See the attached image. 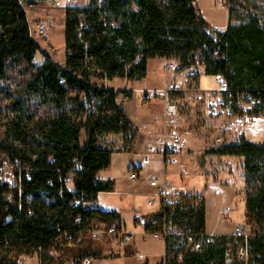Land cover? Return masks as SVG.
Listing matches in <instances>:
<instances>
[{"label": "trees", "instance_id": "trees-1", "mask_svg": "<svg viewBox=\"0 0 264 264\" xmlns=\"http://www.w3.org/2000/svg\"><path fill=\"white\" fill-rule=\"evenodd\" d=\"M227 1L230 24L216 44L198 0H88L65 10L64 63L46 59L37 67L39 48L26 11L19 0H0V80L21 66L29 74L14 93L0 86V175L6 159L14 181L0 178V264H18L20 256L35 253L48 264L51 251L76 245L97 223L110 227L120 220L118 212L91 206L99 194L114 192L113 181H101L98 174L110 168L120 150L102 140L121 136L124 149L134 153L141 133L122 107L132 94L105 82L142 81L150 60L174 59L187 67L197 52L206 51L205 74L227 82L235 112L243 111L244 102L249 115H264V6L250 9ZM44 109L49 111L42 114ZM210 154L243 159L245 217L251 227L247 264H264V142L243 138ZM148 219L146 233L161 231L166 219L200 241L206 233V200L197 193L181 194L174 204L161 199V209ZM234 243L233 236H217L195 252L179 248L170 237L162 264H227V246ZM75 256L101 254L80 248Z\"/></svg>", "mask_w": 264, "mask_h": 264}, {"label": "rangeland", "instance_id": "rangeland-1", "mask_svg": "<svg viewBox=\"0 0 264 264\" xmlns=\"http://www.w3.org/2000/svg\"><path fill=\"white\" fill-rule=\"evenodd\" d=\"M54 1L55 0H49L45 3H36L33 7L27 8L26 10L32 33L34 32L33 37L37 25L42 21L48 22L50 29L49 42H41L37 35H35V38L39 41L40 47L43 50L42 54H37L34 60V62L39 64L45 62L46 59H50L59 65H62L65 61V10L67 8H57L54 5ZM226 1L227 0H198V4L203 17H207L209 21L215 24H225L228 23L229 20V10L226 7ZM234 1L237 6H242L244 8L262 9L264 6V0ZM87 3L88 0H84V4ZM210 28L215 29L213 27ZM164 62L165 60L162 59L151 62L148 79L146 81L151 86H160V89L165 86L167 76L162 70ZM28 78L29 74L26 72L25 68L23 66L17 67L10 70L6 80H0V86L14 93L25 84ZM121 81V79L116 78L114 80V86L118 85ZM209 83L213 88H203L201 81L200 86L204 90H213L216 88L215 79H210ZM124 91L127 92V90ZM141 95L140 101L143 104L150 105L152 114L160 112V105H162V112L158 115L163 113L165 105L162 101L151 100L143 102ZM120 98L122 99V96ZM35 102L36 100L33 98L32 104L34 105V110ZM134 102L135 100L128 105ZM241 106L249 108L244 102ZM202 107V105H197L185 108L183 102L181 103V108L183 109L182 118L186 126H193L195 129V138L192 140L190 148L184 153L187 158L184 157V155L179 157L181 167H176L178 170L177 173L171 176V171L173 170H171V168L168 169L169 182L173 184L179 195L182 194L179 192L180 189H183V186H185L186 189H188L187 192L190 191L188 194H193L191 190H196L195 193L204 196L206 200L207 224L210 232L220 230L229 233L234 230L235 233V228L241 227L244 232L249 235L251 233V227L247 225L243 207V203L245 202L243 159L232 156L217 157L210 154L212 150L218 149L221 146L216 142L218 138L230 137L227 135L228 132L224 130V127H227L232 120L226 116H221L218 119L209 120L207 124L210 127L203 129V123H205L206 119L204 108L202 110ZM47 111H49V109H44L41 113L43 114ZM246 139L255 143L264 142V115L258 118L257 127L247 132ZM225 142H229V140L227 139ZM117 150H120L118 153L120 155L115 153L116 155L114 156L112 167L103 171V175L100 176V179H110V181H113L115 193L100 194L97 202H95L96 207L108 213H128L129 216L128 214L124 215L127 219L131 218L130 212L135 202L138 203L141 213L148 211L153 213L154 211L156 212L157 209L160 210V198H156L153 204H149L148 202L154 199L153 195L156 194V191H153L149 196L139 193V190L145 187L152 189L150 183L146 182L147 185L141 186L138 180H132L130 178L132 171L137 168L136 165L143 164V155L139 151L130 153L125 149ZM145 168H150V165L145 166ZM153 169V171H156L155 174L158 177L164 173L162 172L161 174L157 172L159 171V164L153 165ZM159 180L162 179L159 178ZM146 188L143 189V191L147 190ZM226 209H231L229 219H226L223 215ZM145 218L149 220V217ZM97 227L104 229L108 226L103 223H97L96 228ZM137 230L138 232L143 231L140 227ZM80 248H88V250L97 251L101 255L115 256L119 253L120 249H124L126 246H119L108 240V237L99 241L93 240L91 233L87 232L79 237L76 245L63 246L59 251H51L50 254L52 258L48 260V264H72L78 259V256H75V254L78 253ZM139 253L151 255L152 259L150 261L152 262H160L165 253V243L154 239L152 234L146 233L145 231H143V233H137L135 234L133 255H136V258H138L137 254ZM19 260H21L23 264H41L38 253L31 256H20L18 258V261Z\"/></svg>", "mask_w": 264, "mask_h": 264}, {"label": "built area", "instance_id": "built-area-1", "mask_svg": "<svg viewBox=\"0 0 264 264\" xmlns=\"http://www.w3.org/2000/svg\"><path fill=\"white\" fill-rule=\"evenodd\" d=\"M49 0L38 1L37 3H45ZM21 8L26 11L27 8L33 7L28 0H19ZM54 5L57 8H70L84 6V0H55ZM226 7L230 10L231 5L229 1H226ZM31 38L38 46V53L43 52L40 47L39 41L35 38L37 35L41 42H49L50 29L48 22L42 21L37 25L35 35L32 33L30 27ZM224 32L217 29L209 28L207 34L214 43H219L221 34ZM208 52L199 51L194 56V62L192 65L184 67L180 61L174 59H165L162 70L167 76V82L162 89L158 90H144L141 95L143 102L151 100H159L164 103V111L161 115L155 117V122L158 124L157 133L151 138L147 144V151L143 156V163L149 164L153 161L154 157H160L165 168L181 167L180 156L190 148L192 140H194L195 129L193 126H186L184 119L182 118L181 103L183 102L185 108L202 105L204 108L205 123H203V129L210 127L207 122L209 120L218 119L221 116H226L232 121L224 130L228 132L230 137L218 138L216 142L223 146L236 142H240L243 138H246L247 132L254 129L258 125V118L251 116L247 113L246 108L240 113L235 112V108L230 103L227 92V82L219 76L212 77L216 81V88L213 90H204L200 86V80L205 74L204 57ZM37 67H40L43 63H36ZM130 93L129 91H127ZM149 129L148 126H144L139 129L140 133H145ZM229 142H225L226 140ZM112 144H118L117 140L112 141ZM1 182H14L12 180V165L6 159L3 162L1 171ZM132 180L138 178L137 172H132L130 175ZM30 178H28L29 180ZM150 185L155 188L156 196L149 201V204L155 203L156 198L162 199L165 204H174L180 200V195L177 193L173 184L169 183L166 179L159 180V178H149ZM67 188L71 190V180H68ZM11 201V197H9ZM92 206V205H91ZM136 212L138 210L136 209ZM231 209H226L223 213L226 219H229ZM149 221L145 217H139L138 224L141 227H146ZM93 240L99 241L105 237L108 240L116 243L119 246H128L133 243L134 235L122 230L116 224L107 228L95 227L90 231ZM154 239L168 242L170 237H174L178 240V247L190 248L192 251L198 252L202 249V244H213L217 236L206 233L201 234L200 241H197L190 233H185L178 225H175L170 220L164 221V225L161 231L153 233ZM235 238L234 244H228L225 253V259L227 264H247L249 260V253L247 248V235L241 227L235 228V233L232 235ZM110 238V239H109ZM68 246H74L73 242H70ZM138 258L145 261L147 256L145 254H139ZM178 261H182L183 255L180 254L177 257ZM93 257H85L83 259H77L72 264H92ZM18 264H23L21 260Z\"/></svg>", "mask_w": 264, "mask_h": 264}, {"label": "crops", "instance_id": "crops-1", "mask_svg": "<svg viewBox=\"0 0 264 264\" xmlns=\"http://www.w3.org/2000/svg\"><path fill=\"white\" fill-rule=\"evenodd\" d=\"M228 15H229V13H228ZM203 18L210 27H213L217 30H221V31L225 32L229 27L230 19L228 20V23H225V24L219 23L220 24L219 25V24H215L212 21H209V19H207V17H203ZM157 59H160V58H157ZM157 59H153V60L149 61L147 77L142 81L129 82L126 79L119 78L122 81L116 86H114L115 85L114 80L116 78L112 81L105 82V86L110 88V89H113L115 91L127 90L132 94V99L124 102L123 106H122L126 115L128 116L129 120L139 129H141L144 126L149 127L147 132L141 133L140 143L138 144V146L135 150V151H139L143 156L147 151L148 142L157 133L156 130L159 127L158 124L155 122V117L159 113L162 112V105H160V112L152 114L150 105L149 104H143L140 101V95H141L142 91H144V90H157V89L161 88L160 86L159 87L151 86L150 84H148L146 82L148 79L151 62H153ZM162 60H165V59H162ZM210 79H212V77H209V76H203L201 78L200 81H201V85L203 88H205V89L213 88L212 85H210V83H209ZM119 100L122 101L121 98ZM134 100H135V102L133 104L128 105L129 103H132ZM147 105H149V106H147ZM114 140L118 141V144H116L115 149H123L124 150V145H123L121 136H109V137L104 138L102 141H103L104 145L105 144L112 145V141H114ZM115 155H116L115 153L112 155V162H111L110 167H112L113 159H114ZM117 155H120V154L117 153ZM184 157H186L185 154H184ZM157 164H159V171H157V172H159L161 174H162V172H164L163 173L164 175L162 174L163 176L161 175L160 177H158L155 174L156 171H153L154 170L153 165H157ZM148 165H150V168H145V166H148ZM136 167L138 169H134L132 172L138 173V178L136 180H138L140 182L141 186L147 185L146 182H149L148 180L151 177L166 179L169 182L170 178L168 177V169H170V168L169 167L165 168L160 157H154L153 161L149 164H144V163L143 164H137ZM171 170H173V171H171V176H174L178 171L177 168H172V167H171ZM102 173H103V171L98 174L99 180L110 181V179L109 180L108 179H100V176L103 175ZM150 187L152 189L145 187L147 189L145 191H143V189H145V188H142V190H139V193L141 195L146 194L149 196L150 194H152L153 191H155V188H153L151 185H150ZM187 191H188V189H186V187L183 186V189H180L179 192L182 194L190 193V191L189 192H187ZM191 192L195 193L196 190H191ZM113 193H115V192H112L110 194H113ZM143 196H145V195H143ZM92 206H96V203L92 204ZM138 206H139L138 203L135 202L134 207H133L132 211L130 212V214H131L130 219H127L124 216V215H127L128 213H124V212L119 213L120 214V220L116 223V225L119 226L122 230L134 235L133 243L130 246H126V248H124V249H120L119 253H117V255H115V256L101 255V257L98 259L94 258L92 264H162V262L165 258V253L162 256V260L160 262L150 261L152 259L151 255H146L147 259L145 261L140 260L139 258H136V255H133L134 247H135V234L143 233V231L146 232L145 228L139 226V224H138L139 217H149L159 210V209H157L156 212L154 211L153 213L151 211L141 213V211H139L140 209ZM243 207H244V211H245V202L243 203ZM136 209L138 210V212H136ZM160 209H161V204H160ZM128 216H129V214H128ZM139 227L142 228L143 231L138 232L137 229ZM206 232L208 234L215 235V236H232L234 234V230L229 232V233H226V232L220 231V230L210 232L208 230V224H207V213H206ZM165 252H166V248H165ZM139 254H143V253H139ZM139 254H137V257Z\"/></svg>", "mask_w": 264, "mask_h": 264}]
</instances>
